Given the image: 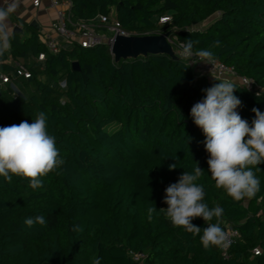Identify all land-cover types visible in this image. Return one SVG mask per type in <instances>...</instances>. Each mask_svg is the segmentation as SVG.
Returning a JSON list of instances; mask_svg holds the SVG:
<instances>
[{"label": "trees", "instance_id": "obj_1", "mask_svg": "<svg viewBox=\"0 0 264 264\" xmlns=\"http://www.w3.org/2000/svg\"><path fill=\"white\" fill-rule=\"evenodd\" d=\"M100 15L134 35L169 32L175 51L187 39L199 41L194 51L211 50L259 86L256 92L235 81L241 117L251 126L252 109L264 112V0H72L75 21H92L106 32ZM27 28L14 31L0 56V69L11 72L10 57L30 71L16 79L23 95L0 89V127L32 123L43 111L64 163L37 190L26 178L0 177V264H94L97 258L100 264H264V164L253 168L260 191L233 200L216 188L206 138L190 115L202 90L220 78L195 73L183 58L167 54L115 62L106 45L77 44L51 53L40 33ZM196 163L204 171L197 181L204 202L224 210L222 229L228 224L240 233L226 256L221 247L205 249L199 236L164 214L166 187ZM151 206L157 211L149 221ZM37 215L46 223L26 227L24 220ZM192 223L208 226L199 217Z\"/></svg>", "mask_w": 264, "mask_h": 264}, {"label": "clouds", "instance_id": "obj_2", "mask_svg": "<svg viewBox=\"0 0 264 264\" xmlns=\"http://www.w3.org/2000/svg\"><path fill=\"white\" fill-rule=\"evenodd\" d=\"M16 11V0L0 2V56L10 48L15 31L10 16ZM198 43L187 39L181 44V56L192 63L214 64L216 58L211 50L194 51ZM218 44L216 42L213 46ZM193 56L198 60L193 61ZM217 81L202 90L205 96L192 106L190 115L206 138L203 143L209 154L207 164L216 188L224 189L237 202L252 199L260 191V180L253 168L264 164V112L253 108L255 118L250 126L237 111L242 101L234 94L236 82L230 78ZM61 86L66 87V82H62ZM47 119L41 111L32 123L25 120L0 127V177L5 181L11 183L13 176L26 178L28 186L37 190L43 186V178L47 174L63 165L56 139L47 130ZM175 168V163L169 165L170 171ZM203 172L196 163L193 172L185 171L177 182L169 184L165 189L164 203L167 208L164 210L173 226L183 227L194 237L199 236L205 249L212 246L228 248L231 241L219 223L224 210L219 206L209 208L204 202V187L197 183ZM156 211L155 206L147 209L149 221ZM198 217L208 226L203 229L195 226L192 220ZM214 218L216 223H212ZM45 223L40 215L24 220L28 228ZM94 264H100V258Z\"/></svg>", "mask_w": 264, "mask_h": 264}, {"label": "built area", "instance_id": "obj_3", "mask_svg": "<svg viewBox=\"0 0 264 264\" xmlns=\"http://www.w3.org/2000/svg\"><path fill=\"white\" fill-rule=\"evenodd\" d=\"M39 2L40 0H34L35 5H38ZM48 7L56 11V20L53 22L51 30L40 33V38L48 51L51 53H56L63 46L71 44H77L86 48L106 45L110 50L111 39L115 33L119 32L123 35H131L121 28L120 23L117 20L110 19V16L100 15L97 19L100 22L99 25H104L107 28L106 32L98 31L96 29L97 25L92 21H75L72 18V0H49ZM169 19L170 17L166 16L161 18L160 22H166ZM19 28H21V26H19ZM108 32H111V34ZM181 44L182 43L177 44L178 49L176 50V53L179 57L183 58L181 56ZM38 59L43 60L44 57L40 56ZM191 59L193 61H197L198 57L193 56ZM184 60L189 64V66H201L204 74H207L211 78H230L247 86L251 90H255L256 92L260 89L253 79L238 76L233 67L226 65L219 59H216L215 63L212 65H208L203 62L192 63L187 59ZM5 62L10 64L12 69L11 72L0 69V89L10 86L12 94L15 97L23 95L21 89L18 87L16 79L22 76L29 77L30 71L28 67L23 62L13 60L10 57L5 59ZM223 229L228 234L231 246L239 237L240 233L237 229L228 224H226ZM230 246L228 248L221 247L222 253L225 256L227 255ZM254 253L259 254L260 250L255 248ZM130 254L135 260H143L144 258V255L139 252L135 253L131 251Z\"/></svg>", "mask_w": 264, "mask_h": 264}, {"label": "water", "instance_id": "obj_4", "mask_svg": "<svg viewBox=\"0 0 264 264\" xmlns=\"http://www.w3.org/2000/svg\"><path fill=\"white\" fill-rule=\"evenodd\" d=\"M16 30L18 29L15 28ZM110 51L115 62L157 54L179 58L169 40V32L144 35H123L117 32L111 39ZM73 67L75 70L79 69L77 61L73 62Z\"/></svg>", "mask_w": 264, "mask_h": 264}, {"label": "crops", "instance_id": "obj_5", "mask_svg": "<svg viewBox=\"0 0 264 264\" xmlns=\"http://www.w3.org/2000/svg\"><path fill=\"white\" fill-rule=\"evenodd\" d=\"M48 1L40 0L39 4L35 5L34 0H16L17 11L10 16L14 29H23L26 33L30 31L28 28L26 29V26H30L39 33L51 30L57 14L55 10L48 7ZM0 2H3V0H0ZM192 68L204 73L201 66L194 65Z\"/></svg>", "mask_w": 264, "mask_h": 264}, {"label": "rangeland", "instance_id": "obj_6", "mask_svg": "<svg viewBox=\"0 0 264 264\" xmlns=\"http://www.w3.org/2000/svg\"><path fill=\"white\" fill-rule=\"evenodd\" d=\"M210 21H211V20H209V21H207V22L209 23ZM207 22H205L204 24L200 25L199 28L204 27V26L207 24ZM147 34H151V33H147ZM192 71L195 72V73H198V74H202L201 72H199L198 70L193 69V68H192ZM202 71H203V70H202ZM18 87L20 88L19 85H18ZM32 90H33V89H32ZM166 208H167V204L163 203V210L166 209ZM164 214H165V216H166V212H165V210H164ZM166 217H167V216H166ZM167 218H168V217H167ZM168 219H169V218H168Z\"/></svg>", "mask_w": 264, "mask_h": 264}]
</instances>
